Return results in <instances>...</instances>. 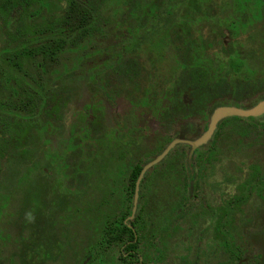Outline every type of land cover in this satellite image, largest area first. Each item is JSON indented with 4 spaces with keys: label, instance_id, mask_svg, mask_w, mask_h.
<instances>
[{
    "label": "flooded vegetation",
    "instance_id": "flooded-vegetation-1",
    "mask_svg": "<svg viewBox=\"0 0 264 264\" xmlns=\"http://www.w3.org/2000/svg\"><path fill=\"white\" fill-rule=\"evenodd\" d=\"M0 1L7 4L10 0ZM104 1H97L100 5L104 4V7L99 8L102 14L98 15L97 22L101 30L96 34L94 41H88L89 48L81 53L82 70L80 74L83 78L80 80L77 92L73 90L74 93L69 94V78L66 70L69 65L67 29H64L62 31L64 39L57 52L61 54L62 74L66 76L47 79L52 86L48 90L49 100L42 113V121L47 122L46 129L38 130L35 123L28 138L13 143L8 151L9 153L15 149L18 153L29 143L30 154L34 155V150H40L44 154L42 159L29 157L30 164H27V168L37 167L39 169L46 189L49 188L48 183L57 182L55 187L59 188L61 193H56L57 195L52 197L51 204L54 207L60 206L63 213L67 211L69 198L74 197L72 193L93 189L94 193L101 197L100 187H104V180L98 174L103 171L104 166L118 162L122 166L132 163L129 158L105 157L104 150H114L115 154L121 151L126 154L135 151L137 152L135 155L141 157L153 150L164 138H172L166 148L175 139L195 141L208 130L212 114L217 108L250 109L264 101L263 93V98L253 106L221 105L214 110L200 111L201 108L196 107L194 93L182 92L181 97L186 104L173 103L171 108H167L164 105L162 93L164 71L169 68V63L163 57H156L151 52L146 35L134 36L138 28L144 25L143 21L149 19L150 16L142 13L144 8L138 12L140 7H134L133 0L121 2L119 10L114 9V5L110 9ZM59 3L67 7L65 0ZM122 5L125 6L123 10ZM116 10L118 13L113 14L112 12ZM12 18L16 22L15 27H19L18 8ZM140 19H142L141 23L138 21ZM6 24L5 19L0 23V47L3 38L7 35ZM134 40H138L141 44L134 45ZM181 43H178L177 48V59L179 60L184 59L182 56L184 46ZM90 52L92 55L87 56ZM55 60L57 62L58 58ZM55 63L51 60L50 65L54 66ZM91 68H93L95 77H85L86 72H89ZM13 82L19 92L17 81ZM0 83V107H2L0 110H2L5 94L1 92L5 91L4 86L7 81L0 79ZM190 83L189 78L184 84H188V90ZM184 91L187 90L184 89ZM85 95L89 96V100L81 108L73 110V119L65 126V136L59 137L62 129L55 123L57 117H62V114L64 115L69 110V101L74 96L83 97ZM18 99L19 95L15 96V100ZM260 117H264V114ZM229 118L221 120L216 131L220 123ZM170 123L179 124L178 136L168 137ZM62 125L64 127V123ZM182 133H191L192 137L183 136ZM83 135H86L85 139ZM213 137L214 135L212 139ZM211 140L201 147L209 145ZM251 144L264 149V142L243 143L242 146H251ZM180 146H186V151H181ZM178 147L179 151L188 154L187 162L192 168L195 164V152L201 147L193 152L192 158H190L191 146L184 143L177 144L169 154ZM77 151L80 152L79 158L75 163H71L69 157ZM91 152L96 153L97 157L89 158ZM7 154L0 160V175ZM236 154L237 157L223 159L220 173L212 174V168H207L208 174L192 175L194 179L190 181L189 189L186 191L167 190L164 179H190L187 174L165 175L161 172L165 167H160L159 173L144 176L142 205L146 235L143 238L142 247V260H145L143 264H264V151L246 149ZM168 155L157 165H160ZM171 161L177 163L183 160L176 158ZM89 164H92L97 172L93 179L87 171ZM51 166L54 168V175L48 173ZM44 168L47 169L44 170ZM253 170L259 173H252ZM56 173L60 175L56 176ZM56 177L61 178L59 183ZM112 187L113 190H109V194L113 198V209L121 210L124 203L123 198L130 191L122 182L112 183ZM184 194L187 198L181 200V195ZM180 202L182 206L168 224L175 231L166 238L163 232L165 214H161L162 211L158 214L159 208ZM138 207L139 200L137 210ZM133 208L134 203L132 215ZM2 211L0 202V213ZM155 212L156 215H154ZM47 221L42 214H31V220L25 225L30 227L29 236L21 237L20 235L19 249L11 254L12 259L5 264H16L19 256L21 257L19 264H57L63 255H66L65 261L72 263L78 260L76 255L69 256L66 253H59L57 244L60 241L53 239L56 237L55 233L47 236L41 235L44 227L49 229L47 225L50 223ZM149 224L158 229L156 240L151 241L153 237L149 234ZM164 236L165 243H162ZM39 247L42 248L43 253L36 251ZM0 264L3 262L0 261Z\"/></svg>",
    "mask_w": 264,
    "mask_h": 264
},
{
    "label": "trees",
    "instance_id": "trees-1",
    "mask_svg": "<svg viewBox=\"0 0 264 264\" xmlns=\"http://www.w3.org/2000/svg\"><path fill=\"white\" fill-rule=\"evenodd\" d=\"M60 1L63 0H17V4L16 0L7 4L0 1V23L4 19L7 23V35L0 47V79L7 81L5 91L1 92L5 94V100L0 110V160L13 143L28 138L35 123L38 130L46 129L47 122L42 121V113L52 86L47 79L66 76L62 74L61 54L57 52L64 39V29H67L69 94H73V90L77 92L83 78L80 74L81 53L89 48L88 41H94L101 30L97 22L98 15L102 14L99 8L104 4L101 6L98 0H65L66 7L60 5ZM125 1L106 0L104 3L110 9L114 5V9L119 10V5ZM133 6L140 7L138 12L144 8L142 13L150 16L134 36L146 35L151 52L169 63V68L164 71L162 93L167 108L173 103L186 104L182 92L194 93L200 111L214 110L221 105L253 106L263 98L264 0H133ZM16 8L20 13L19 27H15L12 18ZM124 8L122 5L121 9ZM117 10L112 13H118ZM141 20L138 21L141 23ZM179 42L184 46L182 60L177 59ZM140 44L134 40V45ZM91 55L92 52L87 54ZM51 60L56 62L54 66L50 65ZM85 77H95L93 68ZM189 78L188 90V84H184ZM17 95L19 99L15 100ZM171 141L172 138H164L141 157L136 156L135 151H130L131 155L104 150L105 157L129 158L132 163L104 166L98 174L104 180V187H100L102 191L98 190L101 197L93 189L72 193L74 197L69 198L63 217L73 222L68 224L70 226L77 223L78 229L82 223L83 233L79 239L69 234L66 241H60L57 244L59 253L76 255L78 260L72 264H143L142 247L146 235L142 205L144 181L137 213L131 218L136 183L144 165L161 154ZM263 142L264 117L229 118L220 123L210 144L195 152L192 168L187 162L188 154L179 151L178 147L145 176L159 173L160 167H165L161 171L165 175L187 174L190 179H164L167 190L186 191L194 179L192 175L208 174L207 168H212V174L220 173L223 159L237 157L236 153L246 149L264 151L261 146H242L243 143ZM88 157H97V154L91 152ZM176 158L183 161H171ZM87 169L92 179L96 177L92 164ZM119 182L130 191L123 198L121 210L113 209V198L109 194V190H113L112 183ZM181 196V200L187 198L185 194ZM181 206L182 202L159 208L158 214L161 211L165 214L163 232L166 238L175 231L168 224ZM128 218L131 220L125 222ZM149 234L153 237L151 241L157 239L158 229L152 224H149ZM165 236L162 243H165Z\"/></svg>",
    "mask_w": 264,
    "mask_h": 264
},
{
    "label": "rangeland",
    "instance_id": "rangeland-1",
    "mask_svg": "<svg viewBox=\"0 0 264 264\" xmlns=\"http://www.w3.org/2000/svg\"><path fill=\"white\" fill-rule=\"evenodd\" d=\"M88 100L89 96L85 95L83 97L74 96L73 99L69 101V110L66 111L64 115L62 114V117H57L55 122L56 125L60 129H62L58 135L59 137L65 136V126L68 125V123H70L73 119V110L75 108H81ZM63 123L64 127L62 125ZM178 126L179 124L175 125V123H170V125L168 126L169 136H167H178ZM193 132H195L194 129ZM182 135L192 137L191 133H182ZM85 136L86 135L82 136L83 139L86 138ZM186 149V146L180 148L181 151H186ZM29 151V143L18 153L15 149H12L7 154V157L3 162V171L0 175V202L2 203L3 210L2 213H0V261L3 262V264L8 263L9 260L12 259L11 254L19 249L18 247L20 238L29 236L30 227L29 225H25L31 220L32 213L42 214L45 217V221H47V217L49 218V220L47 221L48 223H50L49 225H47L49 226V229H47V227H44L41 231L42 236H47L51 233H55L56 237L53 239H56L58 241H66L69 234H71L72 236H78L79 239L83 233L82 223H79V229L77 227V223H74L71 226L68 225L69 223L73 222L64 220V213L62 212V208L60 206L54 207L51 204L52 197L57 195L56 193H61L59 191L60 189L55 187V184L57 182L55 183L53 181L51 183H48L49 188L46 189V187L44 186V181L40 176L39 169L37 167L32 169L27 168V166L30 164V161H28L29 157L42 159L44 156V154L40 150H34V155L32 153L31 155ZM79 154L80 152L77 151L76 154L71 155L69 157V161L71 163H75L79 158ZM46 169L47 168H44V170ZM48 173L54 175L55 171L52 166L49 167ZM59 175L60 173H56V176ZM59 180H61L60 177H58L56 181H58L59 183ZM45 207H47V209H45ZM62 227L67 228V230L61 229ZM51 229L52 231L50 232ZM68 229H70L71 231L69 232ZM41 249L42 248L39 247L38 249H36V251L38 253H43ZM65 258L66 255H63L61 257V260H58L57 264H72L71 262H66ZM20 260L21 257L19 256L17 258L16 264H19L18 262Z\"/></svg>",
    "mask_w": 264,
    "mask_h": 264
},
{
    "label": "water",
    "instance_id": "water-1",
    "mask_svg": "<svg viewBox=\"0 0 264 264\" xmlns=\"http://www.w3.org/2000/svg\"><path fill=\"white\" fill-rule=\"evenodd\" d=\"M263 114H264V101L260 102L258 105H256L253 108H250V109H243V108H237V107H219L212 114L208 130L202 136H200L197 140L187 141V140H183V139H175L164 150V152L162 154L157 156L153 161L149 162L142 169L141 174H140L138 181H137V184H136L132 218L134 217V215L137 211L138 200H139V188H140L141 181L143 180L146 172L150 168H152L153 166L160 163L177 144L184 143V144L190 145L191 146L190 158H192L193 152L197 148H199L203 145H206L212 139V136L214 135V132L217 129V125L221 120H223L225 118H229V117L256 118V117L262 116Z\"/></svg>",
    "mask_w": 264,
    "mask_h": 264
}]
</instances>
